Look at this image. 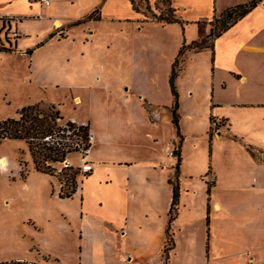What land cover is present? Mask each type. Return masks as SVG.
<instances>
[{"label":"crops","instance_id":"0c3cea01","mask_svg":"<svg viewBox=\"0 0 264 264\" xmlns=\"http://www.w3.org/2000/svg\"><path fill=\"white\" fill-rule=\"evenodd\" d=\"M7 1H24L25 9L0 12L2 19L11 18L2 23L1 27L4 25L3 28H12L18 34L14 41L8 37L5 40L0 38V45L8 46L10 53L28 54V58L32 57L29 50L36 49L38 45L37 42L20 44V38H31L33 34L21 27L27 19L43 22L46 28L51 31L59 30L61 37H67V32L75 22L101 4L98 19L104 17L128 22L127 27L132 34L127 46L124 79L129 80L127 89L132 94L131 104L127 105L128 120L121 124L122 128L127 129L126 133L118 131L110 134L105 131L97 136L90 128L89 120H76L73 116L66 118L77 124L87 123L94 135L93 145L98 141L106 145L117 137L115 142L119 146H125L124 144L132 143L128 137L133 134L137 118L141 119L140 124L157 125L161 120L160 112H164L169 125L173 126V96L168 78L178 48L182 44L206 37L211 29L212 17H218L226 7L247 0H170V6L183 23H162L147 19L144 9L134 10L130 0H48L47 3L41 0ZM147 1L153 12L162 10L158 8V0ZM186 12H192L196 17L186 16ZM55 21L59 22L58 26H55ZM94 32L93 27L87 28L88 34ZM181 59L175 79L179 129L184 113L196 121L205 120L206 125H209L212 117L225 122L221 133L225 130L234 140L255 145L264 151V0L217 36L212 47L205 44L200 48L186 49ZM21 81L29 82V87L34 86L30 76ZM182 82L187 84L184 88L186 97L195 103L190 105V110L186 106L182 107ZM120 94L122 98L129 99L124 92L121 91ZM7 95L5 89L2 96L6 99ZM75 96V103L79 102L78 96ZM198 97L203 99L202 104L197 101ZM33 102L13 104V114L8 112L3 117L15 116L18 108ZM7 103L9 104L8 101ZM173 129L171 142H166L163 146V157H155L145 174L132 169L136 162L130 158L110 157L102 152L97 163L94 162V158L90 157L92 145L89 153L92 170L84 179L87 181L89 177H95L92 180L96 181L94 190H88L87 193V190L78 186L70 197L61 198L54 194L61 201L80 196L78 210L81 212L78 222L82 245L78 247L77 264H264V208L261 207H258L261 216L255 220L250 217L243 223L244 240L247 241L240 245V253L233 251L231 246L227 249L220 248L213 241H210L208 247H204L210 226L208 223L204 224V221L198 223L193 216H184L182 212L185 205L182 206L183 159L178 172L181 188L178 214L171 222L174 244L168 250V258L164 260L163 247L172 197L169 179L174 175L176 162L173 156L166 155L165 150L170 152L168 149L178 140L174 126ZM180 133L183 143L185 134ZM153 140L157 141L158 138ZM151 150L157 155V149L152 147ZM0 157L5 158L9 165L4 155ZM260 161L255 164L251 161L258 174L264 173V157ZM164 162L168 169L163 170L165 166H160ZM255 173L252 174V180L258 178ZM205 174L197 180L204 189L209 186L210 192L218 176L210 169L208 174L213 176L214 182L207 185L203 178ZM87 198H91L93 202L88 203ZM204 204H210L208 197L204 199ZM212 205L218 207L219 203L214 201ZM31 223L34 225V222ZM215 233L211 231L209 237L213 239ZM129 238L136 240L135 247L130 248ZM32 255L28 260L23 256L16 259H24L28 264L59 263L56 255L41 253L37 249Z\"/></svg>","mask_w":264,"mask_h":264},{"label":"rangeland","instance_id":"374dc122","mask_svg":"<svg viewBox=\"0 0 264 264\" xmlns=\"http://www.w3.org/2000/svg\"><path fill=\"white\" fill-rule=\"evenodd\" d=\"M140 4L144 9V2ZM24 5V1L10 3L1 0L0 12L16 8L24 10ZM100 6L96 5L85 17L75 22L67 37H61L59 30L51 31L40 21L27 19L21 24L22 28L33 34L31 38H20V44L37 42L38 46L29 50L31 58H28V54L0 50V118L7 116L8 112L13 114V104L34 101L31 104H37L40 108L52 106L58 109L62 116L58 122L65 129L68 128L65 126L66 118L73 116L76 120H89L90 128L97 136L105 131L110 134L118 131L126 133L127 129L122 128L121 124L128 120L127 105L131 104L132 93L127 89L129 80L124 78L127 46L132 32L127 27V21L104 17L98 19ZM158 8L162 10H158L156 15L166 13L167 2L162 0ZM185 14L196 17L192 12ZM150 15L145 12L146 18ZM5 19L0 17V38L5 40L8 37L14 41L18 37L16 30L3 28L4 25L1 27L2 23L11 20L10 17ZM212 23L214 30L219 28L218 22L213 20ZM89 27L95 29L94 34L87 33ZM28 76L34 86L29 87V82L21 81ZM186 85L182 82L180 86L182 107L190 110V105L195 103L186 97ZM4 88L8 93L6 99L2 96ZM121 91L129 99L122 98ZM75 95L79 102L75 103ZM198 98L197 101L202 104L203 99ZM160 114L161 120L157 125L140 124L141 119H135L136 127L132 129V136L128 137L132 143L119 146L115 142L117 137L106 145L95 142L91 153L89 151L90 157L96 162L103 152L110 157L130 158L136 162L132 169L145 174L155 157H163V146L171 142L173 135V126L169 125L165 113ZM213 120L217 121L216 126L212 125ZM223 125L224 121L212 117L209 125H206L205 120L196 121L185 113L182 116L180 131L185 134L179 149L180 158L183 159L182 206L185 205L182 212L184 216L188 214L198 223L204 221L210 226L208 231L206 229L209 235H206L205 248L213 241L220 248L231 246L233 251L240 253V245L247 241L244 240L242 227L244 221L250 217L255 220L261 216L258 207L264 208V185H261L264 173H255L257 169L251 164V161L254 164L261 162L264 151L255 145L234 140L225 130L221 133ZM61 132L66 136L61 140L72 141L76 138L75 135L69 138L70 130ZM153 138L158 140L154 141ZM178 141L179 137L168 149L172 153L165 150L166 155L173 156L175 160L174 150ZM152 147L157 149V155L151 150ZM79 153V150L69 151L62 162H51V166L45 169L46 176L35 169L24 140L5 139L0 142V156L4 155L9 162L5 170H0V261L13 260L18 256L28 260L37 249L41 253L56 255L58 264H77L78 247L82 245L78 222L80 196L63 201L57 196L60 193L64 195L72 186L75 191L78 186L87 193L94 190L96 181L92 180L95 177H89L86 181V174L79 170ZM65 164L69 168H65ZM160 166H165L163 170L169 168L165 162ZM210 169L218 177L208 196V186L204 189L198 180L206 173L204 180L207 185L212 184L214 178L208 174ZM253 173L258 175L256 180H252ZM171 180L174 181V175ZM207 197L210 204L205 205L204 199ZM87 199L88 203L93 202L91 198ZM214 201L219 203L218 207H213ZM211 231L216 232L213 239L209 237ZM129 239L130 248L135 247L136 240Z\"/></svg>","mask_w":264,"mask_h":264},{"label":"trees","instance_id":"16d2710c","mask_svg":"<svg viewBox=\"0 0 264 264\" xmlns=\"http://www.w3.org/2000/svg\"><path fill=\"white\" fill-rule=\"evenodd\" d=\"M144 2V13H151L148 19L160 21L162 23L168 22H179L183 23V20L176 15L174 9L170 6V0H164L168 4V9L166 13L156 15L155 12L151 9L147 0H141ZM140 0H130L134 10L139 11L141 9ZM261 0H247L244 2L236 3L232 6L226 7L218 17H212L211 29L209 33L201 40L192 41L188 44H182L176 53L172 63L170 74L168 78V83L170 87V92L173 96L172 99V124L176 130V134L179 137L178 144L174 153L176 154L175 162V172H174V181L169 179V182L172 186V197L170 202V207L168 210V222L166 228V240L163 247V257L164 260L168 258V250L172 248L173 233L171 231V222L176 218L178 214L177 204L180 194L179 186V165H180V154L179 149L182 140V134L179 129L178 122V91L175 85V79L180 69L181 56L184 50L191 48H200L205 44H208L212 47L213 40L222 34L230 25L234 24L244 15H246L251 9H253ZM159 3H162V0H158ZM157 6V5H156ZM215 20L219 23V28L214 30L215 26L212 21ZM0 50H10L7 46H0ZM62 119V116L59 114L58 109H54L52 106H48L45 109L40 108L37 104H28L21 106L16 110V116L0 118V142L5 139H21L24 140L27 144V148L33 159V163L36 170L47 173V170L51 166V162H62L65 160V155L69 151L78 150L81 144L78 140L85 141L88 133V126L85 124H77L73 121L66 120L65 126H68L67 129L62 127L59 124L58 120ZM70 130L69 138L72 135H75L76 138L72 141L61 140L64 137V133L61 131ZM48 137V139H44ZM76 143L79 145L77 146ZM253 153V152H251ZM38 158L40 160H38ZM46 164L44 166V163ZM43 166H40V165ZM65 168H69L66 166ZM75 192V187L67 191L64 195L61 193L58 194L59 197H70ZM207 193L209 194V186L207 188ZM208 205V204H207ZM208 208V207H207ZM0 264H28L24 260H9V261H0Z\"/></svg>","mask_w":264,"mask_h":264},{"label":"built area","instance_id":"2783aa9c","mask_svg":"<svg viewBox=\"0 0 264 264\" xmlns=\"http://www.w3.org/2000/svg\"><path fill=\"white\" fill-rule=\"evenodd\" d=\"M44 3H47L48 0H41ZM217 121L213 120L212 121V125L216 126ZM44 139H48V137H45ZM78 142L81 144V146H79L77 143L76 145L79 146V158H80V163H79V170L81 171V173L83 174H87L92 170V161L89 158V151L90 148L94 142V135L91 131L88 130L87 133V137L85 139V141L83 140H78ZM172 153V151L170 152ZM65 163V162H64ZM67 166V164H65Z\"/></svg>","mask_w":264,"mask_h":264},{"label":"bare ground","instance_id":"6f19581e","mask_svg":"<svg viewBox=\"0 0 264 264\" xmlns=\"http://www.w3.org/2000/svg\"><path fill=\"white\" fill-rule=\"evenodd\" d=\"M55 25L58 26L59 22L55 21ZM78 102V101H76ZM7 168V162L6 159L3 157H0V170H5Z\"/></svg>","mask_w":264,"mask_h":264}]
</instances>
